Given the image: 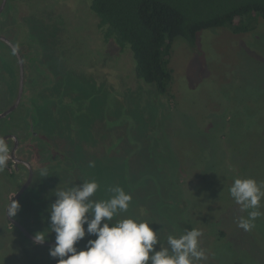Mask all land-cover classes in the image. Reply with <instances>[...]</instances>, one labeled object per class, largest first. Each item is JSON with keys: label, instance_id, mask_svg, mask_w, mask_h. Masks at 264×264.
I'll use <instances>...</instances> for the list:
<instances>
[{"label": "rangeland", "instance_id": "rangeland-1", "mask_svg": "<svg viewBox=\"0 0 264 264\" xmlns=\"http://www.w3.org/2000/svg\"><path fill=\"white\" fill-rule=\"evenodd\" d=\"M88 5V0H6L0 14L1 36L43 54L33 68L44 87L27 98L31 106L14 111L10 130L50 139L54 149L48 156L68 154L77 179L71 183L65 171H53L44 181L37 175L43 189L23 195L15 219L32 235L47 232L46 210L55 192L95 180L100 187L93 200H107L113 186L132 197L127 212L110 224L147 221L157 230L158 247L167 246L169 234L196 228L205 258L194 264H264V215L250 231L240 228L247 212L229 194L237 178L264 182V20L248 34L205 31L193 48L177 39L170 61L174 101L168 102L136 78L129 52L103 41ZM1 60L0 113L15 101L18 84L17 73L9 80ZM39 146L43 157L47 146ZM19 154L31 152L22 147ZM12 167L9 160L0 171V249L21 264H30L23 247L35 253L31 264H57L50 247L26 242L6 222V208L27 175L9 180ZM259 211L264 213V199ZM88 239L95 237L86 236L78 247ZM46 241H54V234ZM5 261L0 251V264H16Z\"/></svg>", "mask_w": 264, "mask_h": 264}, {"label": "trees", "instance_id": "trees-1", "mask_svg": "<svg viewBox=\"0 0 264 264\" xmlns=\"http://www.w3.org/2000/svg\"><path fill=\"white\" fill-rule=\"evenodd\" d=\"M88 4L89 12L95 21L94 27L97 28L103 41L115 45L119 53L129 52L134 61L136 78L146 85L153 86L157 94L168 102L174 101V95L170 90L173 74L170 61L173 44L177 39H182L193 48L197 35L205 31L225 28L233 35L248 34L256 29L259 20H264V0H88ZM21 56L25 75L21 104L22 107H26L31 106L27 104V98H36L38 90L44 87L45 80L42 76L40 79L35 77L34 73H37V68H33L37 56L43 58V54L39 48L27 46L26 53L22 51ZM0 59L5 69L8 70L9 80L12 76H16V73L18 77V62L11 51L0 49ZM15 90L18 91V84ZM10 105H7V108ZM11 116L0 121V129ZM49 140L39 132L29 136L25 135L23 146L31 152L29 154L32 161L30 164L34 171L33 181L26 191L43 189L41 180L44 181L49 177H41L40 182H37L36 178L37 175L39 176L40 169L44 168L49 170L48 173L65 171L71 183L77 182L68 154L59 153L56 158L48 156V152L54 149ZM37 143L47 146L43 157L38 153L39 151L36 152ZM47 158L49 161H46ZM177 166L176 175L180 171L178 164ZM166 176L170 175L166 174ZM14 178H16L14 174H8L9 180ZM49 193L50 191L45 190L43 199L47 203L51 201ZM171 194L172 192H169V196ZM6 222L9 224L7 220ZM49 226V223L45 225L46 228ZM12 228L26 242L32 243L15 227ZM186 228L189 229L188 226ZM0 251L3 252L4 260L21 264L22 261H17L14 255H10V252L1 249ZM21 253L30 264L37 261L31 249L23 247ZM40 254L46 253L41 252Z\"/></svg>", "mask_w": 264, "mask_h": 264}, {"label": "clouds", "instance_id": "clouds-1", "mask_svg": "<svg viewBox=\"0 0 264 264\" xmlns=\"http://www.w3.org/2000/svg\"><path fill=\"white\" fill-rule=\"evenodd\" d=\"M10 144L0 137V171L10 160ZM94 167V162L89 164ZM41 177L49 175L46 168L40 170ZM99 184L95 180H85L66 190L55 192V201L46 210L49 227L34 234L37 244L46 242L54 233V241L49 248V256L57 264H194L205 258L199 247L202 232L196 228L184 233L167 236V246H159L157 230L147 221L132 218L117 220L113 217L127 212L131 195L123 188H108L111 193L107 200H93ZM229 194L247 217H240L238 226L245 231L255 227L254 221L264 215L260 202L264 199V182L252 178H237L229 188ZM19 203L12 200L6 209V216L15 218ZM86 226V227H85ZM83 248L78 247L85 237Z\"/></svg>", "mask_w": 264, "mask_h": 264}, {"label": "water", "instance_id": "water-1", "mask_svg": "<svg viewBox=\"0 0 264 264\" xmlns=\"http://www.w3.org/2000/svg\"><path fill=\"white\" fill-rule=\"evenodd\" d=\"M6 4V0H2L1 5H0V14L4 9V6ZM0 41H3L4 43H6L13 51V53L15 54L16 58H17V62H18V69H19V76H18V93H17V97L16 100L14 101V103L8 107L6 110H4L2 113H0V121L7 118L10 114H12L19 106L22 95H23V89H24V67H23V61L21 58L20 53L18 52V50L16 49V47L10 42L8 41L5 37L0 36ZM4 139H13L14 141V147L11 151V159L13 161V163L16 164H23L27 167L28 171H29V177L27 179V181L24 183V185L18 190V192L14 195V197L12 198V200L14 201H18V199L22 196V194L25 192V190L28 188L31 180H32V175H33V171H32V167L28 162L25 161H21L17 158V150H18V142L16 137L9 135V136H5L3 137ZM12 200L10 201V203L12 202ZM9 203V204H10ZM8 204V205H9ZM8 207V206H7ZM7 209V208H6ZM5 217L6 220L9 222V224L12 227H15L17 230H19L21 232V234L27 238L29 241H31L32 243L39 245V246H43V247H50L53 243V241H46L43 244H37L33 237L34 235H32L31 233H29L26 228L24 227V225H22L20 222H18L17 220H15L14 218H10L6 216V211H5Z\"/></svg>", "mask_w": 264, "mask_h": 264}, {"label": "flooded vegetation", "instance_id": "flooded-vegetation-1", "mask_svg": "<svg viewBox=\"0 0 264 264\" xmlns=\"http://www.w3.org/2000/svg\"><path fill=\"white\" fill-rule=\"evenodd\" d=\"M1 2H2V0H0V5H1ZM5 6H6V4H5ZM5 6H4V8H5ZM3 11H4V9H3ZM3 11L1 12V13H3ZM1 36V35H0ZM2 37H5V36H2ZM8 41H10L15 47H16V49L18 50V52L20 53V55L22 54V51L24 52V53H26V49H27V47H26V49L25 48H21L20 47V45H17V44H19V43H17V39L16 38H7V37H5ZM2 44V45H1ZM0 46H1V49L2 50H4V49H7L8 51L10 50L11 51V53L14 55V57L16 58V56H15V54L13 53V51H12V49L6 44V43H4L3 41H0ZM3 46L5 47L4 49H3ZM24 55H26V54H24ZM21 58H22V56H21ZM16 60H17V58H16ZM23 60V59H22ZM23 67H24V64H23ZM18 76H19V69H18ZM25 76V75H24ZM25 79V78H24ZM25 81V80H24ZM24 90V89H23ZM17 93H18V91H17ZM16 97H17V95H16ZM22 98H23V95H22ZM22 98H21V101H22ZM16 100V99H15ZM21 101H20V104H19V106H18V108L20 107H22V104H21ZM14 103V102H13ZM17 108V109H18ZM24 108V107H23ZM16 109V110H17ZM14 113V112H13ZM13 113L12 114H10V115H13ZM9 115V116H10ZM10 119V118H9ZM9 119L7 120L8 122L6 123V124H3L2 126H1V129H0V137H5V136H9V135H12V136H14V137H16V139H17V142H18V150H17V152H16V154H17V158L19 159V160H21V161H25V162H28L29 164H30V162L28 161V160H26L25 158H28V159H31V156H29V155H26V157L25 158H23V156H21L19 153H20V151L22 150V147H24L23 146V142H24V140H25V136L24 135H22V134H19V133H17L15 130H10V128H11V126H10V122H9ZM22 131H23V134H24V129H22ZM6 141H8L9 142V144H10V149H11V151H12V149H13V147H14V141H13V139H5ZM11 151H10V154H11ZM10 163L12 164V172L10 173V174H14L15 175V177L17 176V175H19V176H22V174L23 173H27V175H26V178H25V181L23 182V184L21 185V187L24 185V183L27 181V179H28V177H29V171H28V169H27V167L25 166V165H23V164H14L13 163V161H12V159H11V156H10ZM31 165V164H30ZM31 167H32V165H31ZM32 171H33V167H32ZM33 177H34V171H33V175H32V180H31V182H30V185H31V183H32V181H33ZM20 187V188H21ZM19 188V189H20ZM28 188H29V186H28ZM27 188V189H28ZM18 192V191H17ZM16 192V193H17ZM25 193H27V191L25 190V192L22 194V196L19 198V199H21L22 197H23V195L25 194ZM18 199V202L20 201Z\"/></svg>", "mask_w": 264, "mask_h": 264}]
</instances>
